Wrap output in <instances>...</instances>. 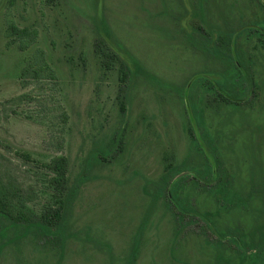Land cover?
Here are the masks:
<instances>
[{"label":"rangeland","instance_id":"rangeland-1","mask_svg":"<svg viewBox=\"0 0 264 264\" xmlns=\"http://www.w3.org/2000/svg\"><path fill=\"white\" fill-rule=\"evenodd\" d=\"M225 16L232 26L252 24L264 18V0H0V180L39 212L55 205L46 168L53 158H66L67 186L83 176L65 246L30 235L1 248L0 264H126L150 202L144 180L159 184L168 167L188 156L196 162L182 167L186 176L175 194L207 218H180L160 198L133 264L239 263L235 242L218 232L236 227L248 241L264 217V194L246 198L251 170L264 186V39L246 32L237 38L253 56L249 71L257 83L255 96L237 112L224 117L231 107H222L206 85V127L218 133L208 163L213 173H228L224 194L221 175L209 181L202 173L207 162L197 159L201 151L190 136L198 129L178 92L151 78L139 76L130 88L119 80L122 61L130 58L180 87L192 76L230 71L221 58L191 44L199 37L194 29L209 36L206 23L222 24ZM249 122L259 126L254 134ZM112 141L117 146L104 159L91 157ZM216 246L226 261L215 258ZM260 250L264 264V243Z\"/></svg>","mask_w":264,"mask_h":264},{"label":"trees","instance_id":"trees-1","mask_svg":"<svg viewBox=\"0 0 264 264\" xmlns=\"http://www.w3.org/2000/svg\"><path fill=\"white\" fill-rule=\"evenodd\" d=\"M255 1V0H253ZM257 1V0H256ZM237 16H242L241 13H237ZM230 19V16H225L222 24L206 23L207 29L209 28V36H205L204 32H200L198 29L194 32L199 34V37L192 38L191 44L195 48H198L205 54L216 55L227 63V68L230 71H221L212 73V78L205 77L201 73L200 76H192L186 84L180 86H174L168 82L159 80L151 75L148 71H145L136 60L130 58L127 61H122V66L119 71V80L124 82L126 88H130L133 82L140 76L146 79L154 80L160 86H168L175 89L179 96L186 102V113L188 120H192L195 127L198 129L197 136H194L191 132L192 146H196L200 154L197 155V159L205 160L207 166L202 167V173L205 174L209 181L211 176L221 175L220 189L218 191L222 194L227 191L228 185V173L226 170L219 169L214 173L209 165L208 155L213 154L217 143V134L213 132L210 135L206 127V107L204 102L208 98V94L211 89L216 93L218 100L220 99L222 107L230 106V111L226 112L224 117L235 113L240 109V104L249 101L256 94V80L253 71H249V67L252 64V55L248 51L246 45L242 46L238 42L239 34L255 35L258 39H264V18L253 21L252 24L232 26L226 19ZM243 18V16H242ZM204 21V19H202ZM206 22V20H205ZM12 29L16 33H22L23 29L19 30L12 26ZM215 35V37H214ZM261 39V40H262ZM109 57L108 54H104ZM117 56V55H116ZM115 55H113V58ZM110 58V57H109ZM112 59V55L111 58ZM110 60H106V66H109ZM251 63V64H250ZM196 77V78H195ZM212 86L210 89L206 85ZM126 94L125 90L123 99L121 101L120 110L124 113L126 110ZM243 110V105H242ZM188 111V112H187ZM248 126L250 132L254 134L258 129V125L249 122ZM112 145V146H110ZM108 146V150L99 148L96 152L91 154V157L104 159L110 151L116 147V143L112 141ZM107 151L106 154L99 153ZM29 158L28 155H24ZM196 162L191 156L186 157L180 165L170 166L162 177H160L159 184H155L154 181L149 179L144 180L143 190L150 196V202L147 210L142 216L141 222L134 235V240L131 246V251L128 256L126 264H133V259L137 250L139 239L142 236L145 225L152 213L153 208L157 204L158 200L165 197L175 210L177 215H191L192 218L205 219L208 213H199L193 210L188 204V200L183 198L178 200L175 194L177 188V181L186 176L182 167ZM202 164V163H201ZM46 168L50 173L49 185L53 190L52 198L55 205H46L41 211L36 212L29 207L27 203L22 199L21 192L17 188H13L0 180V249L11 243L22 242L30 235L42 236L44 238H53L58 245L63 248L70 238V212L75 200L76 194L82 183L83 176L80 175L75 181L67 186V160L65 157H55L49 163L46 164ZM177 175V178L173 182H170V177ZM251 185L246 198L252 199L260 192L264 194V186L259 180H256L254 170L250 173ZM170 182V184H169ZM151 186V191H149ZM263 191V192H262ZM232 198L236 200H243V196L237 193L231 194ZM264 215V208L261 210ZM263 217V216H262ZM258 233V239L254 238V234ZM219 237L230 236L231 240L235 242L237 248L240 250L239 263L238 264H259L261 260V245L264 243V217L262 222L257 224L256 230L249 231V239L245 241L242 239V232L238 228L227 227L224 232H218ZM215 258L217 261H226L223 257L222 251L219 246L215 247Z\"/></svg>","mask_w":264,"mask_h":264}]
</instances>
